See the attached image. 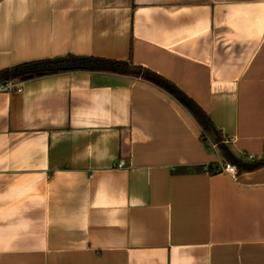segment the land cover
Instances as JSON below:
<instances>
[{"label": "crops", "instance_id": "crops-1", "mask_svg": "<svg viewBox=\"0 0 264 264\" xmlns=\"http://www.w3.org/2000/svg\"><path fill=\"white\" fill-rule=\"evenodd\" d=\"M67 55L131 58L237 160L264 157V0H0V71ZM19 85L0 92V264H264V166L206 174L229 162L167 92L90 72Z\"/></svg>", "mask_w": 264, "mask_h": 264}, {"label": "trees", "instance_id": "trees-1", "mask_svg": "<svg viewBox=\"0 0 264 264\" xmlns=\"http://www.w3.org/2000/svg\"><path fill=\"white\" fill-rule=\"evenodd\" d=\"M72 72L113 74L152 82L176 99L194 118L202 130V142H205L207 137L212 139L222 156L229 163L235 165L239 171H253L264 166V157L261 160L251 163H244L237 160L225 144L221 134L214 128L208 116L194 101L169 81L144 67L134 65L131 58L126 61H119L94 56L80 57L67 55L60 58L26 62L1 70L0 85L6 84L7 82L19 84L41 77ZM210 134H212L214 138H212ZM207 167L210 175H214L217 164H209Z\"/></svg>", "mask_w": 264, "mask_h": 264}, {"label": "built area", "instance_id": "built-area-1", "mask_svg": "<svg viewBox=\"0 0 264 264\" xmlns=\"http://www.w3.org/2000/svg\"><path fill=\"white\" fill-rule=\"evenodd\" d=\"M21 88L19 84H15L13 82H7L6 84L0 85V92H20ZM249 160L252 159L251 156L248 157ZM124 162L118 161L117 168H123ZM203 171L210 175L208 167L205 166L203 168ZM215 174H224L228 177H236L238 174V169L236 168L235 165L226 163V162H221L217 164V169L215 170Z\"/></svg>", "mask_w": 264, "mask_h": 264}, {"label": "water", "instance_id": "water-1", "mask_svg": "<svg viewBox=\"0 0 264 264\" xmlns=\"http://www.w3.org/2000/svg\"><path fill=\"white\" fill-rule=\"evenodd\" d=\"M212 138H214V136L212 134H210Z\"/></svg>", "mask_w": 264, "mask_h": 264}]
</instances>
